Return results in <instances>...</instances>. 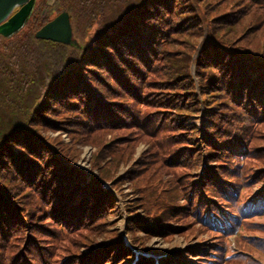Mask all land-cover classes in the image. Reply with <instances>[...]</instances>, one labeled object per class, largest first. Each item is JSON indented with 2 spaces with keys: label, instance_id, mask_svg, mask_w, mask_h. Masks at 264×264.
Masks as SVG:
<instances>
[{
  "label": "trees",
  "instance_id": "obj_1",
  "mask_svg": "<svg viewBox=\"0 0 264 264\" xmlns=\"http://www.w3.org/2000/svg\"><path fill=\"white\" fill-rule=\"evenodd\" d=\"M238 1L34 0L21 29L9 37L0 34V264H122L132 257L126 246L113 242L116 229L99 235L95 231L98 237L90 238L92 244L87 242L85 249L65 255L58 254L60 249L55 253L54 243L41 252L32 244L21 249L18 245L25 239L26 225L35 226L43 213L57 230L53 242L58 244L68 229L75 228L71 227V220L79 216L75 210L86 208L81 212L84 215L88 211L117 212L116 201L102 181L120 188L122 182L134 181V174L144 168L161 180L155 165L143 159L134 164L130 176L129 162H125L127 168L118 178L115 172L129 155L123 148L132 143H120L107 151L102 142L105 136L92 135L132 122L148 131L154 129L159 121L137 108L139 103L159 108L157 111L168 108L163 130L173 131L177 126L166 134L170 141L157 156L160 165L164 167L167 160L190 173L196 168L199 133L196 126L183 122L198 110L188 67L192 61L203 111H214L207 115L212 124L205 127L200 142L206 158L209 162L214 159L216 166L204 168L202 179L193 178L195 183L186 178L189 214L186 203L164 206L155 199L150 206L149 192L143 210L152 221L188 214L198 224V230L192 226L190 232L207 235L188 251L164 258L160 264H227L226 236L251 216L264 214V166L243 176L238 169L247 122L264 116V1L245 0L240 9H232L230 5ZM61 11L70 16L77 46L34 37L40 26ZM235 11L237 18L230 21ZM185 18L192 20L187 26L182 24ZM149 73L156 77L143 84L142 75ZM142 85L148 89L141 96ZM85 140L97 147L89 158L91 176L74 163ZM222 160L225 163L220 164ZM171 180L162 181L176 188ZM197 181L205 187L199 189ZM137 189V185L132 188ZM39 206L41 212L34 216ZM126 208L132 213L133 207ZM139 219H135L138 228L144 230L145 222ZM102 236L111 238L109 245L100 242ZM12 238L17 244L9 242ZM28 239L32 242L30 236ZM130 241L136 246L146 244L140 235H130ZM88 249L98 250L92 254ZM191 256L194 258L188 261ZM137 264L151 262L141 256Z\"/></svg>",
  "mask_w": 264,
  "mask_h": 264
},
{
  "label": "rangeland",
  "instance_id": "obj_2",
  "mask_svg": "<svg viewBox=\"0 0 264 264\" xmlns=\"http://www.w3.org/2000/svg\"><path fill=\"white\" fill-rule=\"evenodd\" d=\"M244 2L245 0H239L235 6L230 5V7L232 9H235L238 6L240 9L241 7L239 5H241L242 3L244 4ZM230 15V13L227 14L225 16V19L227 20ZM237 15L238 11L232 13V15L230 16V21H233L234 16H236L237 18ZM191 21L192 20H190V18H185L182 20V24L184 26H187ZM230 21H227L226 24L230 23ZM259 23L260 24L258 25L261 26L263 20ZM192 62L188 67L190 77L193 79L192 83L194 82L193 93L195 94L196 100L199 101L197 104L198 110H196L195 113H192L191 117L185 116L183 118V122L184 124L196 126L195 129H197L196 131H198L199 133V136L197 135L196 140H198L197 147L200 148V159L196 168L192 169V172L190 173L188 172V170H186V168L184 169L183 166H178L177 163L171 165V163L167 160H164V167L160 165V161L158 160L157 156L161 155V153L165 151L164 145L166 142L170 141L169 135L166 136V134H168L169 132V134H171L176 131L177 126L174 127L173 131H166L165 129L163 130V128H165L164 126H166L165 117H168L169 114L167 112L168 108H164L162 111H157V109L159 108H154L153 106L147 107L143 103H139L137 104V108L148 111V115L156 117L159 121L157 124H155L156 126L154 129L148 131L145 128L142 129L141 125H139V122H132V124H128L124 127H118L117 129L109 128L105 129V131H94L95 133L93 132L92 135L96 134L99 136H105L102 142L104 148L107 147L105 149L107 151L108 148H116L117 144L120 143H132V145H129V147L123 148V152L129 153V155L127 159L123 161L124 163H121L120 167H118L115 172L116 175L118 174V178L122 176L123 172L127 168V163L125 162H129L127 173L130 176V172L134 169V164L143 159L146 160L150 166L155 165L153 169H155L154 171L157 172L161 180L157 179V175L145 171L147 170V168H144V170H141L138 174H134V176L136 177L134 181L131 179L129 180V182L124 181L121 183L122 185L120 188L116 187L115 189L113 185L105 187L106 191L110 189L112 196L116 201L115 208L117 209V212L116 210L113 212L110 211L104 213H92L88 211V213L84 215L81 212H85L87 210L86 208H82V210L80 211L75 210L79 213L78 218H76L75 220H71V227L75 226V228L72 230L68 229V235L62 237V241L58 244L53 242V232H57V230H55V226L53 227V225L50 224L51 222H48L49 218L47 217L49 215L43 213L36 219L35 226H31L30 223L26 225L27 234L24 236L25 239L23 240V242L19 243V249L23 248L24 245L27 247L28 245L32 244L38 247L41 252V249L43 247H52L54 243L55 253L57 249H60V253L58 254L65 255L69 252L76 251L78 248V251L85 249V243L87 242L92 244L90 238L95 237L96 232L98 233V231H100L98 233L99 235L102 232H110L116 229V231H118V234L115 235L116 237H113L115 240L113 242L122 243V245L127 246L128 249L131 248V251L134 250L133 252L130 251L131 253H134L135 251L139 253L136 258L134 257L130 260H128V258L122 261V264H132L131 261L133 259H135L133 264H137V261L141 256H143L144 258L146 257L147 260L149 259L151 264H160V261L162 259L170 257L174 258V256L180 255V253H182L184 250L191 248L199 242L198 240L205 234L203 232H190L192 226H194L193 229L198 230V227H195L198 224L196 220L193 219V217L192 219L194 221H192L191 217L188 216L190 205H188L187 199H185V197H187V193H185L187 180L186 178L191 177L192 179L195 178L196 180H199L201 178L202 172L210 168L208 167V165H215L216 161L214 159L210 160V162L208 161L205 156V146L204 144H202V142H200L201 134L204 133V135H206V132L204 131L205 127L211 126L212 124L211 121L207 119V115L210 116V114L214 113V111L213 108H209L208 111H203V100L200 97V89L198 88L197 83L199 78H197V74L195 73V66L194 64H192ZM135 73L137 74L136 76H139V72ZM160 76L163 75L160 74L159 77ZM155 77L156 76L152 75L151 73H149L148 75H142V83L145 84L144 82L146 80L153 79ZM147 89L148 85H142L140 91L141 96L143 93L145 94L147 92ZM131 109L133 110V112L137 113L136 108L131 107ZM247 123L248 124L245 127L244 131L246 141H244L243 145L245 146L241 151L243 157H241V163L238 167L241 176L256 169V167L262 168L260 166H264V159H261L264 158V116H254ZM168 130H171L170 127H168ZM57 134L58 132H52V135ZM61 136L65 141L68 140L66 132H63ZM256 144H258L259 146L258 148L254 149V147H256ZM126 148H129V150H126ZM96 150L97 147L92 146V144H90V142L86 140L85 143H83V145L80 147L81 156L74 163H76V165H78L79 168L83 170H81L83 173L87 170L89 171V158L94 155ZM222 163H225V161L222 160L220 164ZM220 167H222V165ZM262 171H264V168L262 169ZM159 172L164 173L160 174ZM195 173H197L198 175L194 177ZM87 175L91 176L89 174ZM165 179H173L171 180V182L177 184L176 188H170L169 185L163 183L162 180ZM196 180L193 179L194 183ZM197 182L200 186L199 189H203L205 187L203 185V182ZM194 183L192 187H195ZM135 185H137L138 189L134 192V189L132 190V188L135 187ZM257 186L255 185L253 187L255 191H257ZM146 192H149L152 195L148 196L150 197V200L148 201L150 206H154L155 199L162 200V204L164 206H178L186 203L188 208L186 211L188 213L187 216L172 217L171 220H168L169 218L166 216V220L159 219L152 221L151 219L146 217V212L145 210H143L144 208H146L145 204L147 203V196L145 195ZM134 204H136V206ZM126 205L131 208L133 207V211L131 210L132 213L126 208ZM75 206L77 207V205ZM40 209L41 206L38 207V209L36 210L37 213H34V216L40 214ZM137 217L140 218L139 221L145 222L146 228L144 230L138 228L139 224H137L135 220L137 219ZM80 220H82L83 223H80ZM75 222H77L76 225ZM150 222L156 223L153 225ZM161 223L163 225H160ZM21 227H23V225ZM33 233L40 235V237L35 236ZM98 235L96 237H98ZM130 235L131 237L133 235L143 236V240L146 243L145 246H136V244L130 241ZM29 236L32 242H29ZM16 238L17 237H15V239ZM15 239L12 238L9 240V242L13 243ZM98 239H102L100 240V242L105 241V245H109L110 242L108 243L107 240L109 241L111 238L106 239L102 236V238ZM226 239L227 256L225 261H227V264H247L246 260L243 258L245 256L248 260H252V263L254 264H264V214L251 216L247 223L243 222V224L239 226L235 231L228 234L226 236ZM15 244H17V242ZM208 248H210L209 245L206 246V249ZM97 250L98 249H88V251L92 254H96ZM193 258L194 257L191 256L187 258V260L189 261Z\"/></svg>",
  "mask_w": 264,
  "mask_h": 264
},
{
  "label": "water",
  "instance_id": "obj_3",
  "mask_svg": "<svg viewBox=\"0 0 264 264\" xmlns=\"http://www.w3.org/2000/svg\"><path fill=\"white\" fill-rule=\"evenodd\" d=\"M33 6L34 0H0V34L9 37L19 31L30 17ZM34 37L77 46L76 40L72 37L70 16L67 11H61L53 19L45 22L35 31Z\"/></svg>",
  "mask_w": 264,
  "mask_h": 264
}]
</instances>
